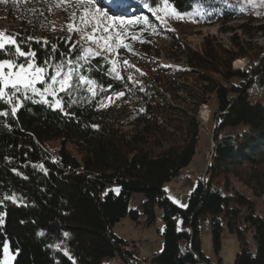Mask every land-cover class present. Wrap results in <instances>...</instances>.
Returning a JSON list of instances; mask_svg holds the SVG:
<instances>
[{
  "label": "trees",
  "instance_id": "trees-1",
  "mask_svg": "<svg viewBox=\"0 0 264 264\" xmlns=\"http://www.w3.org/2000/svg\"><path fill=\"white\" fill-rule=\"evenodd\" d=\"M245 2L169 0L168 11L174 8L202 25L259 15L244 7ZM120 3L125 17H148L151 25L129 26V37L147 29L142 33L146 42L130 41L136 54L119 49V57L134 65L129 67L132 80L124 73L123 80L109 75L110 59L101 54L92 59L90 68L86 66L87 71H81L104 85L105 92L93 98L86 91L88 85H83L69 94L76 101L71 104L69 96L60 93L64 111L72 115L33 102L40 99L33 97L24 101L15 116L0 117V217L4 221L0 261L7 244L15 253L13 264H102L116 255L136 264L140 260L137 245L117 235L114 226L128 216L138 219L139 211L130 203L136 193H143L145 223H155L157 207L165 223L163 250L152 256L150 264H212L201 243L199 221L206 215L211 218L217 252L224 217L241 241L234 264H264V49L246 68H235L233 61L248 54L239 50L242 46L234 38L232 47L211 38L200 48L176 41L179 54L175 56L183 57L186 66H149L146 54L160 50L161 35L176 39L174 20H170L176 17L154 14L163 7L162 0ZM56 4L64 17L59 33L53 31ZM96 4L110 14L115 10L111 0H96ZM72 10L65 11L62 0L0 2L1 13L16 25L7 32L16 35L26 51H36L38 63L57 57L50 62V70L64 60L61 54L71 44L81 41V33L66 29ZM51 46L58 52L53 53ZM118 92L126 93L120 104L99 108L101 99ZM213 97L218 107L211 110L212 158L188 207L181 208L168 197L165 182L193 160L204 124L202 107L209 106ZM0 110L10 111V106L0 102ZM49 141L59 142L55 150L49 148ZM237 183L262 199V210ZM8 196H15V202ZM249 230L255 251L246 242Z\"/></svg>",
  "mask_w": 264,
  "mask_h": 264
},
{
  "label": "rangeland",
  "instance_id": "rangeland-1",
  "mask_svg": "<svg viewBox=\"0 0 264 264\" xmlns=\"http://www.w3.org/2000/svg\"><path fill=\"white\" fill-rule=\"evenodd\" d=\"M245 3L246 4L243 5L244 7L259 12V15H248L244 19L225 23L219 22L210 25L199 24L196 20L188 18L187 16H182V19H170L171 21L174 20L172 24L175 28L176 39L171 41L166 36L161 35L158 39L160 50L146 54L149 61L148 65L153 66L158 63L168 68L176 65L186 66V60L183 57L176 58L175 56L176 53L179 54V50L175 44L176 41L187 43L194 48H200L207 38H211L216 39V41L224 47H232L234 38L242 46L239 50L247 52L248 55L234 60L233 67L246 68L251 59L257 57L264 49V29L260 28L264 26V10H262L264 9V2L262 0H246ZM58 8L59 7H57L53 13V31L55 33H59L62 30L64 23V17ZM15 26L16 25L9 21L6 15L0 11V31L13 30ZM80 39L81 35L79 36V40ZM86 45L87 47H92L99 51L96 44L87 43ZM101 54L107 56L110 60L118 61L117 68L120 75L124 73L127 77H131L130 68H125L122 63L124 60L129 61L128 59H121L115 50L111 53L104 51L101 52ZM137 68L139 69L140 67ZM110 96H112V101L109 102L104 100L107 106L101 107V100H103L101 99L99 108H108L109 106L120 104V97L116 95ZM217 107L218 102L215 97L210 99L209 106L204 105L202 107L201 117L204 124L200 132L196 154L191 163L185 167L179 175L165 182V190L168 197L181 208L188 207L192 192L199 181L206 175V170L211 159L209 158V151L213 144L212 133L214 130V120L211 118V110H215ZM207 109L209 114L205 115ZM58 144V141L48 142V146L51 150H55ZM237 187L256 203L258 211L262 210L261 198L254 196L249 188L240 183H237ZM116 190L118 191L119 189L116 188ZM143 202V193H136L130 203V207L139 211L138 219L134 220L128 216L114 226V231L117 235L137 245L140 260L137 261L136 264H150L152 256L154 254H159L164 246V238L162 235L165 226L163 211L161 208L157 207L156 221L154 224L148 226L142 214ZM199 223L202 250L205 256L211 260L212 264H234L241 250V241L236 233L229 230L225 218L223 217L222 219L221 247L218 252L214 246L210 216L206 215L201 217ZM178 226L180 229L183 228L181 220H179ZM246 242L251 251L256 250V242L251 230L246 233ZM8 255L14 256L15 259V253L10 247ZM4 259L5 253L3 254L0 264H3ZM14 259H10L9 264H13ZM102 264L127 263L119 255H116L103 259Z\"/></svg>",
  "mask_w": 264,
  "mask_h": 264
},
{
  "label": "snow or ice",
  "instance_id": "snow-or-ice-1",
  "mask_svg": "<svg viewBox=\"0 0 264 264\" xmlns=\"http://www.w3.org/2000/svg\"><path fill=\"white\" fill-rule=\"evenodd\" d=\"M0 2H5V0H0ZM14 2L26 3L27 0H14ZM62 3L65 11H68L69 8L73 9L69 15V22L66 24L67 31L69 33H83L81 34V41L84 43L77 41L71 44L68 52L61 54L64 56V60H58L54 69L50 70V62L57 60L56 56L38 63L36 51L32 49L26 51L16 35L7 31H0V102L10 106V111L0 110V117L15 116L17 111L24 107V101L33 100V97L40 98L39 100H33V102L43 103L54 109L64 111V96H69L72 90H79L83 85H89L86 91L93 98L97 97L100 92H105V86L98 84L97 81L84 74V71L90 68L92 59L100 56L101 52L104 51L111 53L115 50L119 55L121 47L136 54L130 46V41L146 42L142 39V33L147 30L146 28L139 29L136 35L130 37L127 33L129 26L140 23L151 27L148 17H143L142 20L139 17H125L121 14L122 4L120 0H111V6L115 9L111 14L98 7L96 0H75V4L73 0H62ZM153 3L155 4L156 0H153ZM162 3L163 7H157L154 14L163 12L165 16L171 15L178 19L183 18L174 8L168 11L170 7L169 0H162ZM55 6L60 7L61 5L56 4ZM145 6L147 7V5ZM51 7L50 4L49 11ZM29 11L36 12L35 9H29ZM40 15H43V13H40ZM157 18L161 20V23L167 24V21L162 17L157 16ZM27 39L31 40L33 37ZM67 39L71 41V35ZM39 42L38 40L37 43ZM87 43L96 44L99 51L92 47H86ZM44 44L48 45V42L45 41ZM51 51L56 53L58 49L56 46H51ZM69 53H75V55H69ZM102 59L106 60L107 57H102ZM117 63L116 60H108L110 66L108 74L113 75L115 79L123 80L124 77L120 75ZM122 63L125 68L134 67L127 60ZM136 71L139 72L140 70L136 69ZM128 79L132 80L133 78L128 77ZM37 85H43V87H37ZM60 93H64V96H61ZM125 94V92H118L115 95L122 97ZM49 97H51V100ZM104 100L111 102L112 96L106 95L101 100V107L107 106ZM75 102L69 96V103ZM64 114L72 115L67 111H64ZM6 199L15 202L16 197L8 196ZM3 222V218L0 217V225ZM3 250L5 253L3 264H9L10 259H14V256L8 255L9 247L7 244L4 245Z\"/></svg>",
  "mask_w": 264,
  "mask_h": 264
},
{
  "label": "bare ground",
  "instance_id": "bare-ground-1",
  "mask_svg": "<svg viewBox=\"0 0 264 264\" xmlns=\"http://www.w3.org/2000/svg\"><path fill=\"white\" fill-rule=\"evenodd\" d=\"M209 114V111H208V109L205 111V115H208ZM212 154H213V152L211 153V154H209V158H212Z\"/></svg>",
  "mask_w": 264,
  "mask_h": 264
},
{
  "label": "built area",
  "instance_id": "built-area-1",
  "mask_svg": "<svg viewBox=\"0 0 264 264\" xmlns=\"http://www.w3.org/2000/svg\"><path fill=\"white\" fill-rule=\"evenodd\" d=\"M212 152H213V144H212V147H211V149L209 151V154H211Z\"/></svg>",
  "mask_w": 264,
  "mask_h": 264
}]
</instances>
